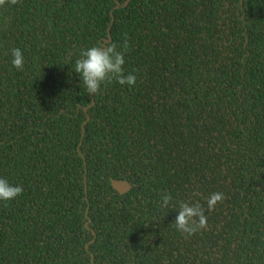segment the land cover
Listing matches in <instances>:
<instances>
[{
  "label": "trees",
  "instance_id": "1",
  "mask_svg": "<svg viewBox=\"0 0 264 264\" xmlns=\"http://www.w3.org/2000/svg\"><path fill=\"white\" fill-rule=\"evenodd\" d=\"M124 1L0 8V177L23 187L0 264H264V0ZM101 44L135 86L86 91L73 66ZM182 201L207 217L190 237Z\"/></svg>",
  "mask_w": 264,
  "mask_h": 264
},
{
  "label": "clouds",
  "instance_id": "2",
  "mask_svg": "<svg viewBox=\"0 0 264 264\" xmlns=\"http://www.w3.org/2000/svg\"><path fill=\"white\" fill-rule=\"evenodd\" d=\"M19 0H0V8L6 5H16ZM129 45L127 39L123 42L126 51ZM11 63L16 69L23 71L24 55L19 48L12 49ZM124 52L118 50L116 44L98 45L87 48L80 52V58L76 59L73 71L78 73L81 83L89 94H97L102 86L118 82L121 85L135 86L137 77L129 74L124 75ZM23 187L13 185L6 178L0 177V202H8L22 195ZM224 194L214 192L207 199L208 211H213L217 203L222 202ZM173 198L170 193L161 196V207H168L172 204ZM177 215L174 220V227L185 234L192 236L201 229L207 227V217L204 215V208L198 202H179Z\"/></svg>",
  "mask_w": 264,
  "mask_h": 264
},
{
  "label": "water",
  "instance_id": "3",
  "mask_svg": "<svg viewBox=\"0 0 264 264\" xmlns=\"http://www.w3.org/2000/svg\"><path fill=\"white\" fill-rule=\"evenodd\" d=\"M129 0H125L124 3L126 4ZM111 186L118 191L119 193H124L129 190L130 185L129 183L124 179H111L110 181Z\"/></svg>",
  "mask_w": 264,
  "mask_h": 264
}]
</instances>
